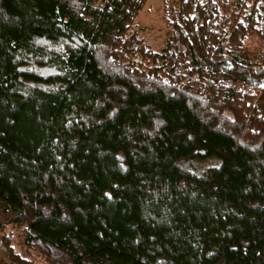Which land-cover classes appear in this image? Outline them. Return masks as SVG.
<instances>
[{
	"label": "trees",
	"instance_id": "1",
	"mask_svg": "<svg viewBox=\"0 0 264 264\" xmlns=\"http://www.w3.org/2000/svg\"><path fill=\"white\" fill-rule=\"evenodd\" d=\"M146 1L0 0V205L69 264H264V0H162L158 49Z\"/></svg>",
	"mask_w": 264,
	"mask_h": 264
},
{
	"label": "rangeland",
	"instance_id": "2",
	"mask_svg": "<svg viewBox=\"0 0 264 264\" xmlns=\"http://www.w3.org/2000/svg\"><path fill=\"white\" fill-rule=\"evenodd\" d=\"M162 0H147L137 15L136 21L142 28L141 34L152 48L158 49L167 36L168 29L162 20ZM264 44L256 36H249L243 47L238 51L239 55L246 60L256 63L261 61ZM264 101V94L259 97V102ZM217 158H209L205 165L218 164ZM15 215L3 205H0V236L9 234V245L21 258L30 264H69L65 253L50 243L37 239H28V233L23 228L15 227L10 219ZM7 236V235H6ZM5 245L0 241V258L5 255ZM6 256V255H5Z\"/></svg>",
	"mask_w": 264,
	"mask_h": 264
}]
</instances>
